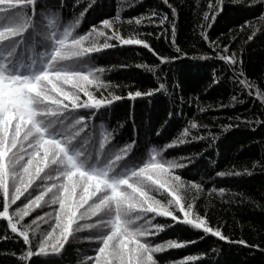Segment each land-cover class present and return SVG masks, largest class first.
<instances>
[{
    "label": "snow or ice",
    "instance_id": "obj_1",
    "mask_svg": "<svg viewBox=\"0 0 264 264\" xmlns=\"http://www.w3.org/2000/svg\"><path fill=\"white\" fill-rule=\"evenodd\" d=\"M162 2L170 10L171 19L150 9L149 13L131 17L128 22L135 21L140 25L147 18L149 24L164 27L165 31L170 27L175 47L179 6L172 0ZM205 2L208 6L201 8L197 0L194 30L198 28L200 36L212 49V55L228 62L233 82L247 88L251 95L256 86L245 76L242 57L238 61L234 52L229 54V45L243 34L245 25L249 29L253 25L245 21L239 25V34H233L236 30L229 29L228 43L212 40L207 30L224 11L225 0ZM230 2L242 5L245 0ZM247 2L264 5V0ZM94 4L95 0L88 4L75 0L73 15L63 20L59 9L45 13L39 7V0H0V219L6 222L12 234L23 240L25 247L19 254L20 264L26 261L30 264L29 258L33 255L59 254L83 229L90 231L80 238L95 243L78 264H158L154 253L184 247L193 241L153 242L149 237L158 236L172 226L156 222L157 216L202 229L203 233L221 241L258 247L248 245L243 239L232 240L221 231L220 225L212 226L206 218L194 215L193 203L184 202L181 189L190 185L200 194L203 184L186 182L173 169L186 167L183 161L189 164L193 158L166 159L163 153L167 148L190 142L187 139L189 129L200 127L192 120L178 137L162 147L149 146L139 162L121 165L133 151L136 140L132 137L123 145L112 144L118 128L106 125L99 114L124 97L114 92L96 95L91 90L93 86L104 87L101 75L108 70L94 64L92 54L115 47L110 43L115 40L121 46H142L161 64L174 57L164 55L147 39L139 38L154 34L158 38L159 32L122 36L114 27L119 11L117 17L99 22L102 29L91 25L87 33L75 31ZM261 19H264V12ZM107 29H111V35L104 31ZM92 33L104 37L103 41L85 44ZM255 35L256 32L251 31L242 43L252 41ZM175 50L181 52L179 47ZM207 56L205 52L200 58ZM137 67H146L153 72L158 83L147 89H129V99L134 101L163 93L174 101V92L169 91L166 78L156 71L158 65L138 64ZM211 83H217L215 74ZM259 98L264 102V93H260ZM232 100L236 101L237 97ZM224 127L227 129L229 125ZM201 139L202 136L191 134L192 141ZM214 142L213 136L210 143ZM239 175L241 172L235 170L215 172L217 177ZM208 191L223 196L228 190L221 187ZM161 192L167 194L166 203L153 195ZM46 194L50 198H45ZM43 204L58 207L43 216L37 215L31 223H21L34 208L43 207ZM176 209L181 216L175 214ZM53 218L54 222L49 224L51 230L42 232L38 241L34 240L36 229L32 225L48 223ZM8 239L6 234L0 236V240ZM195 259L197 257L184 256L181 261L171 264H187Z\"/></svg>",
    "mask_w": 264,
    "mask_h": 264
},
{
    "label": "trees",
    "instance_id": "obj_2",
    "mask_svg": "<svg viewBox=\"0 0 264 264\" xmlns=\"http://www.w3.org/2000/svg\"><path fill=\"white\" fill-rule=\"evenodd\" d=\"M89 2L90 0H82L84 4ZM172 2L179 6L175 47L181 49L180 53L173 47L170 27L165 31L164 27L149 24L147 18L140 25H136L135 21L128 22L131 17L149 13L150 9H156L171 19V12L162 0H95L82 24L75 30L87 33L91 25L102 29L99 22L105 18L117 17L119 11L114 27L122 36H135L137 32H159L161 35L158 38L155 34L139 38L147 39L164 55L174 57L161 64L142 46H121L115 40L110 41L115 47L93 53V63L108 70L101 75L104 87L97 89L93 86L91 90L96 95L114 92L124 97L102 109L99 118L106 125L118 128L113 145H123L132 137L136 140L133 151L121 165L139 162L149 146L162 147L178 137L189 120L200 125L197 129H189V143L167 148L163 153L166 159L193 158L189 164L183 161L186 167L173 169L186 182L197 181L203 184L200 194L191 189L190 185L181 189L184 202L193 203L194 215L206 218L212 226L220 225L221 231L232 240L243 239L248 245L258 246L221 241L203 233L202 229H193L182 223H173L168 217L157 216L156 222L172 226L165 228L158 236L149 237L153 242L160 243L168 239L193 241L184 247L154 253L158 264H171L189 255L197 259L187 264H264V102L259 98L260 93H264V19H261L264 5L250 4L247 0L242 5H234L230 0H225L224 11L207 30L212 40H219L223 44L228 43L226 37L229 36V29H235L233 34H239V25L245 21L252 23V29L245 25L243 34L238 35L237 40L229 45V54L234 52L238 61L242 57L245 76L256 86L249 95L247 88L231 79L233 73L228 62L212 55V49L200 36L198 28L194 30L197 0ZM74 3L75 0H39V7L45 13L59 9L61 18L68 20L73 15ZM207 6L205 0H199V7ZM253 30L256 32L253 40L242 43ZM104 31L111 35V29ZM103 39L104 37H96L92 33L85 44L93 41L100 43ZM205 52L208 56L201 59ZM138 64L158 65L156 71L166 78L169 91L174 92V101L163 93L134 101L128 98L129 89H147L158 83L153 72L146 67L138 68ZM213 74L217 80L215 84L211 83ZM234 96L237 97L236 101L232 100ZM201 108L204 109L203 112L200 111ZM121 124L123 126L119 128ZM224 125L229 127L225 129ZM191 134L202 136L203 139L192 141ZM213 136L215 142L210 143ZM244 169L248 171L245 172ZM233 170L241 172V175L215 176L217 171ZM221 187L228 190L223 196L208 191L209 188ZM233 193L238 195L233 196ZM153 195L166 203V193ZM45 198L50 197L46 194ZM56 207L58 205L50 204L36 207L21 223H31L37 215L43 216ZM175 214L181 216L178 209ZM53 222L54 218L48 223L33 224L32 227L36 229L34 240L38 241L42 232L51 230L49 224ZM89 231L83 229L76 233L78 238L65 244L59 254L33 255L29 258L30 264H78L86 253L91 252L95 243L80 238L87 236ZM5 234L10 239L0 240V264H20L19 254L25 247L23 240L12 234L7 229L6 222L0 219V236ZM201 253L207 255L200 256ZM25 264L29 262L26 261Z\"/></svg>",
    "mask_w": 264,
    "mask_h": 264
}]
</instances>
